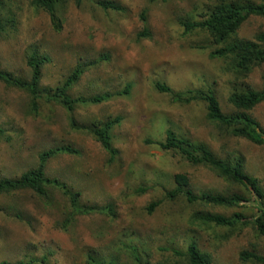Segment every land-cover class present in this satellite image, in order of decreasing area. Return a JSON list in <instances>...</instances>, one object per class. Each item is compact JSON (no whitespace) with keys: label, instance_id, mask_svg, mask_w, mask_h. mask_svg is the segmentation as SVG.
<instances>
[{"label":"rangeland","instance_id":"obj_1","mask_svg":"<svg viewBox=\"0 0 264 264\" xmlns=\"http://www.w3.org/2000/svg\"><path fill=\"white\" fill-rule=\"evenodd\" d=\"M2 1L0 70L30 80L28 59L38 54L49 61L42 68L41 88L47 92L38 101L37 114L31 113L29 94L0 80V128L6 131L0 145V179L18 178L38 165L42 152L69 145L79 154L55 156L46 175L80 192L81 205L110 210L80 213L53 187L48 188L49 199L32 191L0 195V263L88 264L89 256L106 255L119 264H133L130 251L138 247L150 264H180L175 250L185 252L194 240L213 264H253L240 259L243 251L264 256V235L255 223L230 228L195 218L241 213L253 220L260 214L253 194L204 166L191 165L177 151L147 143L165 141L172 130L206 144L219 157L242 156L247 173L264 188V144L211 125L203 102H177L156 87L163 84L180 94L211 88L224 112L233 111L228 98L236 83L264 88V64L238 79L229 62L210 57L220 46L208 32L185 33L181 22L201 20L217 0H109L123 9L118 12L102 10L96 0H62L60 32L33 0ZM145 26L149 37L140 36ZM260 32L264 18L252 16L237 36L254 40ZM80 65L85 70L69 90L70 97H111L101 103L80 102L74 119L81 128L118 119L110 131L114 157L86 129H72L71 114L51 99ZM252 114L264 127V103ZM178 174L188 177L196 193L241 192L250 202L224 208L188 204L181 195L170 198ZM155 202L160 205L149 214L147 208Z\"/></svg>","mask_w":264,"mask_h":264},{"label":"trees","instance_id":"obj_2","mask_svg":"<svg viewBox=\"0 0 264 264\" xmlns=\"http://www.w3.org/2000/svg\"><path fill=\"white\" fill-rule=\"evenodd\" d=\"M62 0H33L36 7L46 11L50 17L52 27L56 32L62 29V19L58 13V7ZM95 4L104 11H122L123 9L109 0H96ZM3 1L0 0V34L5 29L1 20V8ZM252 16L264 18V0H217L216 4L209 10L207 16L201 15V20L182 21L185 33L194 30H203L209 33L214 44L220 46L210 53L213 59H222L232 66L237 74V78H247L253 73L254 69L264 64V32L258 33L254 40L238 38L237 33L242 25ZM143 22L146 16L142 15ZM146 25V24H145ZM140 36H150L148 29ZM49 61L47 56L32 55L27 65L31 69V79L25 80L14 74L0 70V80L7 86L17 88L26 92L31 97V113H38V101L41 95L47 90L41 88L42 68ZM92 64L84 63L82 66L90 67ZM78 66L76 70L67 78L63 86L57 87L54 94H50L51 99L62 105L70 116L72 129L81 131L86 129L93 135L113 157L117 151L112 147L110 131L118 119L108 120L95 124L92 127H80L74 119L73 111L80 102L90 101L101 103L105 98L93 97L89 100L82 98L73 99L70 97L69 90L79 82L84 70ZM157 89L163 93L173 94L175 101L183 103L203 102L207 109V121L216 127L224 130L236 138L248 140L256 145L264 144V127L253 116L252 112L260 104L264 103V88L257 89L249 84H235L233 92L228 100L232 106V112H224L221 104L213 89L208 88L189 90L182 94L174 92L166 85L157 83ZM129 89V88H128ZM128 89L123 94L128 92ZM51 91V90H50ZM6 131L0 128V145L5 138ZM148 144H156L163 150H174L179 152L184 159L193 166H204L214 172L225 182L243 188L244 192L253 194L254 204L259 208L260 214L255 219H245L241 213H236L231 217L216 214H196L195 218L201 220L206 225H216L218 227L235 228L239 224L255 223L260 235H264V188L257 177L247 173L245 161L242 156L219 157L206 144L196 143L189 139L179 137L174 131L168 130L165 141H147ZM59 154L78 155L79 151L67 145L58 149H50L39 155L38 165L23 173L18 178L0 179V195H12L22 191H32L39 197L49 199V189L53 187L61 191L64 197L68 198L74 209L80 213L95 211H106L109 208H98L81 205V193L73 191L65 183L49 178L46 175V168L49 161ZM176 188L169 193V197L175 198L183 196L188 204H205L224 208L238 207L243 202H250L246 193L236 192L229 195L214 194L210 191L196 193L190 188L189 179L186 175L178 174L175 176ZM160 202L151 204L147 211L153 213ZM110 210V209H109ZM112 212V211H110ZM113 215V214H111ZM130 251V249H129ZM133 264H150L148 258L141 256L138 247L131 248ZM180 258V264H213L211 257L202 251L198 243L194 240L188 244L185 252L175 250ZM243 262L253 264H264V256L257 252L243 251L240 253ZM45 261V258H43ZM33 264V261L29 262ZM0 264H26L24 262L2 261ZM88 264H119V260L111 256H89ZM178 264V263H177Z\"/></svg>","mask_w":264,"mask_h":264}]
</instances>
